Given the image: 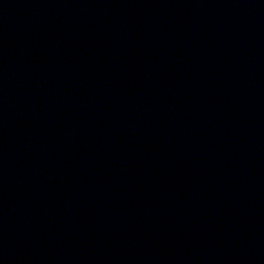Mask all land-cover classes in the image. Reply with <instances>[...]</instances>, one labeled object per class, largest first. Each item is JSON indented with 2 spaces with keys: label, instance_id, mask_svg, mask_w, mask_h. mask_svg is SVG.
Instances as JSON below:
<instances>
[{
  "label": "water",
  "instance_id": "1",
  "mask_svg": "<svg viewBox=\"0 0 264 264\" xmlns=\"http://www.w3.org/2000/svg\"><path fill=\"white\" fill-rule=\"evenodd\" d=\"M0 264H264V0H0Z\"/></svg>",
  "mask_w": 264,
  "mask_h": 264
}]
</instances>
